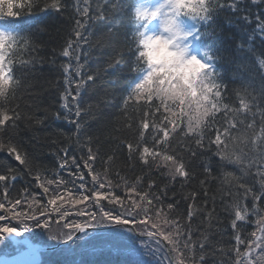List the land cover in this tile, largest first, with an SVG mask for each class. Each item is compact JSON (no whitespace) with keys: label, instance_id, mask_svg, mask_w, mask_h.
I'll return each mask as SVG.
<instances>
[{"label":"trees","instance_id":"obj_1","mask_svg":"<svg viewBox=\"0 0 264 264\" xmlns=\"http://www.w3.org/2000/svg\"><path fill=\"white\" fill-rule=\"evenodd\" d=\"M136 2L0 3V15L13 5V17L6 19L15 18L29 41L28 47L17 45L16 51L5 56L6 61L11 56V74L17 86L9 87L0 98V111L14 117L5 122L7 127L0 126V175L7 178L0 182V200L7 208H0V216L5 217L0 227L16 228L21 235L12 237L46 247L50 244L42 231L60 221L61 216L71 223L87 222L97 228L107 224L96 215L99 211L119 215L133 199L149 207L147 200H140L147 195L155 205L149 213L153 220L159 209L158 222L174 223L175 229L166 231L173 232L174 239L176 235L181 237L176 244L181 250L179 256L162 241L176 264H247L245 253L253 264H261L256 259L262 255L260 249L252 251L260 241L252 234L264 239V197L257 201L246 195L245 189L256 195L264 192V175H258L264 173V0H221L224 6L210 11L205 20L195 19L200 43L211 57L210 65L222 90V110L216 113L215 127L223 131L226 120L237 125L229 129L221 148L223 154L231 153L233 160L239 157L240 164L214 154L216 145L208 141L215 138V128L200 135L195 131L189 134L188 116L180 115V109H172L169 104L166 111L155 96L151 101L146 95L131 98L130 85L134 86L146 67L142 58L134 62L140 50L134 19ZM53 3L57 8L50 7ZM116 4L119 7H113ZM85 9L87 17L83 15ZM77 20L84 25L79 31L86 37L79 44ZM77 47L79 54L75 52ZM66 49L68 57L63 55ZM88 76L93 79L88 81ZM81 82L83 87L78 88ZM72 96H77L75 102ZM244 104L248 110L239 111ZM77 108L79 117L75 115ZM226 108L232 109L227 116ZM68 111L72 115L66 117ZM189 114L194 121L197 114ZM212 119L206 117L205 122ZM162 120L164 125L160 124ZM167 120L180 126L164 141V133L153 131V127L168 128ZM145 122L148 129L143 128ZM156 139L162 143L155 144ZM197 140L204 147H198ZM145 148L149 154L144 153ZM177 166L185 172L183 177L175 173ZM85 196L87 200H83ZM96 196L105 197L98 201L99 207ZM112 197L116 203L109 202ZM53 199L56 203L49 204ZM82 207L96 220L76 215ZM254 207L259 210L257 214H252ZM239 209L249 214L244 221L236 222L234 230L232 224ZM15 212L34 214L48 224L42 229L36 221L24 219L21 223ZM237 234L242 243H238ZM189 239L190 250L185 245ZM9 246H13L11 237L0 241V256ZM58 250L40 264H160L143 254L92 245Z\"/></svg>","mask_w":264,"mask_h":264},{"label":"snow or ice","instance_id":"obj_2","mask_svg":"<svg viewBox=\"0 0 264 264\" xmlns=\"http://www.w3.org/2000/svg\"><path fill=\"white\" fill-rule=\"evenodd\" d=\"M4 2L5 0H0V3ZM84 3L87 4L88 0H84ZM218 6H224L221 0H161V3L153 8L137 6L135 9L136 20L138 22L147 21V23L142 24L140 28L137 29L136 35L140 38V48L142 50L137 52L134 62L142 58L143 61L146 62V73L143 74L142 77H138V82H133L134 86L130 85L131 98H143L146 95L148 100L151 101L153 96H155V99L165 107L166 111L169 110V104L178 105L180 109L179 114L188 116L187 129L189 134L195 131L198 135H200L205 131L211 132L213 128H215V138L209 139L208 141L209 144L216 145V152L214 154H221L222 159H228L229 162L240 164L241 160L239 157L233 160L232 154H223V149L221 148V145L226 143L225 138L229 136V129L236 128V123L232 120H226L227 126L224 127L223 131H221L220 128L215 127L218 123V121L215 120V116L217 112L222 110L221 102L223 100L221 87L216 81V74L212 71L209 63H205L195 56L187 55L185 48H183L180 44V40L184 39V37L179 32L176 23L179 18H195L203 21L208 17L210 11L216 9ZM12 7L13 5L9 4V10L0 15V98L5 96L9 87L15 88L17 86L11 74L10 65L12 63V59L11 56H9L6 61V53L9 51H16L17 45H19L21 49L26 48L29 45L27 37L20 31V25L14 22L15 18L11 20L6 19L7 17H13V12L11 11ZM15 7H20V5L16 4ZM50 7L57 8V3H53ZM113 7H119V5L116 4ZM83 15L84 17H87L86 9ZM99 18L102 19L103 17L100 16ZM154 21L158 23L159 33L156 31L149 34L150 26ZM76 23L78 26L76 31L77 44H79V41L81 39L86 40V37H83L79 31V28L84 27V25L81 24L80 20H77ZM75 52L79 54L80 48L77 47ZM69 54L68 49L63 52L65 57H68ZM208 59L211 60V57L209 56ZM76 72L79 76L80 69L77 68ZM92 79L93 77L91 76L87 77L88 81H91ZM77 87L82 88L83 82L77 85ZM72 100L75 102L77 100V96H72ZM73 106L75 107V103ZM193 106L197 109V116L194 121L193 117L189 114V110ZM62 107H66V105H62ZM248 108L249 106L244 104L239 111L244 112L247 111ZM223 110L225 111V116L232 111L230 108ZM70 115H72L71 111L66 112V117ZM75 115L77 117L80 115L78 108L76 109ZM144 115L147 117L148 112L146 111ZM153 115H155V112H153ZM206 117H211L213 119L209 122H205ZM10 120H14V117H10L5 114V112L0 111V126L7 127L5 122ZM72 122L75 123V121ZM164 123L165 121H160L161 125H164ZM241 123H243V121H241ZM167 124L169 125L168 128L162 126L157 129L153 127V131H160L164 133V141H167L169 135L175 132L180 126L179 123L172 120H167ZM248 127L252 128L253 125L249 124ZM143 128L148 129L149 124L145 122L143 124ZM161 143L162 141L160 139L155 140V144L159 145ZM196 143L198 147H204L199 140H197ZM255 143L256 141L253 140V144ZM143 151L145 154H149L148 148H145ZM152 154L155 155V153ZM88 159H93L91 154ZM165 159H170V157H165ZM61 166L63 167V165ZM250 166L251 165H248V167ZM175 173L181 177L185 175V172L179 166L176 167ZM258 175H264V173H258ZM79 178L83 179V177ZM6 179L7 178L4 175H0V182H4ZM59 184L60 182L57 181V186H59ZM100 187H104V185L101 184ZM149 187H151V185H149ZM43 191L48 193L49 190L47 187H44ZM132 191L133 195H135V189ZM245 193L246 195L254 196L257 201L264 197V192L260 195H256L249 189H245ZM5 199L7 198L5 197ZM87 199V196L83 197V200ZM103 199H105L104 196H96L97 207H99L98 201ZM140 200H147L149 207H142L133 199L132 204L130 206L123 207V210L119 215H113L111 212L106 210L99 211L96 215L100 216L103 221H108L118 225H142L140 233L141 235L147 236L149 242L146 246H151V243L154 241L155 251L153 254L160 253L161 255L167 257V259L161 261L160 264H173L172 258L169 256V249H165L164 244H162L161 241L169 244L170 251L179 256L181 250L176 246V244L181 238L180 235H176L174 239V233L166 231L169 227L175 229V224L173 223L172 225H169L167 222L163 225L160 224L158 222L160 215L159 209L156 211L157 219L153 220L149 213L155 205L150 199H147V195L141 196ZM109 202L116 203V199L112 197ZM16 203L19 204L21 202L17 201ZM55 203V199L49 200V204ZM126 203L127 202H122V205ZM0 208L7 211L3 200H0ZM258 211V208L254 207L252 214H257ZM242 212L244 215H242ZM68 214L69 213L67 212L64 213V215ZM248 214L249 213L245 209H239L235 212V220L232 224L234 230L237 227L236 222L244 221L245 216ZM76 215H88L91 220H96V216L86 210H79ZM15 217L19 218L21 223H23L24 219L36 221L37 227L42 229L48 224L46 220L41 222L34 214L31 216H22L21 213L15 212ZM4 219V216H0V220ZM61 220H63V216H61ZM97 222L99 223V221ZM86 225L87 222L85 225L75 222L65 223L63 226L70 230L67 235V240H73V235L71 234L72 231L83 232ZM25 230L27 231L28 228L25 227ZM0 234H3L0 235V241L6 240L12 236L21 235L20 231L9 226L0 227ZM133 234H135L134 231ZM252 235L255 237L256 241H260V243L255 244L252 251L255 252L256 249H260L262 255L257 256L256 259L261 261V264H264V239H262L261 236L256 235V233H253ZM51 238L54 239L55 237ZM237 241L238 243H242V241L239 240L238 234ZM185 245L190 250V239L185 241ZM248 256V253L244 254L247 264H253V261L248 259ZM202 260L203 257H201V261Z\"/></svg>","mask_w":264,"mask_h":264},{"label":"rangeland","instance_id":"obj_3","mask_svg":"<svg viewBox=\"0 0 264 264\" xmlns=\"http://www.w3.org/2000/svg\"><path fill=\"white\" fill-rule=\"evenodd\" d=\"M161 3V0H137L135 8H134V19H135V29L140 28V26L147 21L138 22L135 18V9L137 6L149 7L153 8L158 6ZM177 27L179 32L182 34L184 39L180 40V44L183 48H185L188 56H195L198 59H201L205 63L210 64V60L208 59V53L205 48L200 43L199 35L197 32V23H195V18H179L177 21ZM158 29V23L154 21L149 29V34L156 32ZM140 50H142L140 48ZM146 63V62H145ZM146 73L145 69L138 75V77H142L143 74ZM138 77L136 78V82H138ZM171 108L179 109L178 105L171 104ZM189 111L194 114H197V109L193 106ZM171 168H175L173 164H170ZM82 207L81 210H87ZM106 225L98 226L97 228L92 227L91 225H86L87 228H93L94 231L81 234L73 243H70L69 249L73 245L76 247H82L85 245H92L96 249H111L114 252L125 251L126 253H130L133 255L143 254L145 256H150L149 260H157L159 263L163 260H166L167 257L161 255L160 253L153 254L155 251V242L151 243V246H146L149 244L148 238L145 235H141L140 227L132 224L128 225H118L114 223H110L106 221ZM65 223H71L70 221H66L65 218L60 220L59 223L53 224L50 228H46L42 231V235L46 236V240L49 242V246H42L43 248H47L48 250L41 254L40 263L44 262L47 258L51 257L52 254H56L59 250L55 248L60 243L65 242L67 240V235L69 234V229L65 228L63 225ZM85 225V224H84ZM132 229V230H130ZM138 230V231H137ZM133 231L135 234H133ZM76 231H72L73 235ZM55 237L49 239V237ZM162 244H164L161 241ZM39 245V244H38ZM41 246V245H40ZM165 249H168L164 246ZM24 249L23 245L16 241L13 246H9L8 250L5 251L4 256H8L9 254L14 255L16 253L21 252ZM55 250V251H53ZM67 252V251H66ZM170 256V255H169ZM172 258V256H170ZM173 264L174 259L172 258Z\"/></svg>","mask_w":264,"mask_h":264},{"label":"water","instance_id":"obj_4","mask_svg":"<svg viewBox=\"0 0 264 264\" xmlns=\"http://www.w3.org/2000/svg\"><path fill=\"white\" fill-rule=\"evenodd\" d=\"M91 228L84 227L83 232L76 231L73 235V240L78 238L83 233L91 232ZM66 240L65 242L60 243L55 248H60L62 246H67L70 242ZM17 241L15 237H11V242L14 244ZM19 243L24 246V249L12 256H0V264H40L41 253L46 252L48 249L43 248L38 244L30 242L27 238L19 240Z\"/></svg>","mask_w":264,"mask_h":264},{"label":"clouds","instance_id":"obj_5","mask_svg":"<svg viewBox=\"0 0 264 264\" xmlns=\"http://www.w3.org/2000/svg\"><path fill=\"white\" fill-rule=\"evenodd\" d=\"M157 33H159V27H158V29H157ZM138 44H139V45L141 44V41H140V40L138 41Z\"/></svg>","mask_w":264,"mask_h":264}]
</instances>
